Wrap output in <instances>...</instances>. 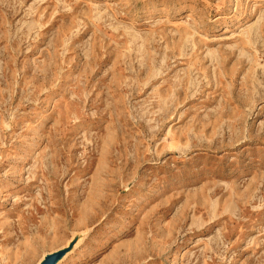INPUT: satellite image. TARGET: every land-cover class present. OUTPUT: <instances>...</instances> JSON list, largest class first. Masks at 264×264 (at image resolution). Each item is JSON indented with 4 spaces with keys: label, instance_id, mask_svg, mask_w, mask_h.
<instances>
[{
    "label": "rangeland",
    "instance_id": "rangeland-1",
    "mask_svg": "<svg viewBox=\"0 0 264 264\" xmlns=\"http://www.w3.org/2000/svg\"><path fill=\"white\" fill-rule=\"evenodd\" d=\"M264 264V0H0V264Z\"/></svg>",
    "mask_w": 264,
    "mask_h": 264
},
{
    "label": "water",
    "instance_id": "water-1",
    "mask_svg": "<svg viewBox=\"0 0 264 264\" xmlns=\"http://www.w3.org/2000/svg\"><path fill=\"white\" fill-rule=\"evenodd\" d=\"M61 258V253H54L45 257V259L40 264H56V262Z\"/></svg>",
    "mask_w": 264,
    "mask_h": 264
},
{
    "label": "bare ground",
    "instance_id": "bare-ground-1",
    "mask_svg": "<svg viewBox=\"0 0 264 264\" xmlns=\"http://www.w3.org/2000/svg\"><path fill=\"white\" fill-rule=\"evenodd\" d=\"M59 261V260H58ZM58 261L56 262V264L58 263ZM40 264V263H39Z\"/></svg>",
    "mask_w": 264,
    "mask_h": 264
}]
</instances>
